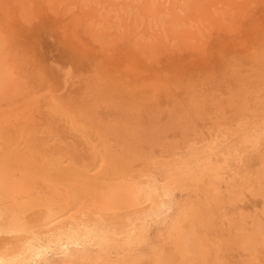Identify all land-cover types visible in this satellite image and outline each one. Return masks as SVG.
<instances>
[{"label":"bare ground","instance_id":"6f19581e","mask_svg":"<svg viewBox=\"0 0 264 264\" xmlns=\"http://www.w3.org/2000/svg\"><path fill=\"white\" fill-rule=\"evenodd\" d=\"M3 1L5 6L7 5L6 10L11 12L10 0ZM16 1L18 7L25 5L27 8L31 5L29 2H32L37 5L35 8L38 11L43 10L44 2L47 3V0H30L27 1L30 5H27V3H23L26 0H15L13 4ZM21 1L22 4L19 6ZM133 1L138 2V0H125L124 3L127 6H132ZM141 1L139 6L135 5L134 7L138 6L141 13L148 19L151 18L154 22L159 21V15H161V11L158 9L159 5H152L154 1L152 3L151 0ZM206 1L202 0V3L199 2L200 5L195 4L199 6L194 8L198 9V14L193 12L196 18L198 16L201 19L203 16L209 26L217 28L218 32L227 28V23H224L226 17H222L224 14L220 16L218 9H215L214 12L210 9L212 3L217 0ZM243 1L248 2V0ZM103 2L110 5L107 8L119 3L116 0H103ZM228 2L232 8L235 7L232 4H235L237 0H228ZM76 3L77 0L73 2L75 6ZM192 3L186 4L191 5ZM47 4L51 7L49 2ZM97 4L82 5L80 12L83 16L91 14L93 19L95 17L98 20ZM121 4L125 5L122 2ZM209 4H211L210 7ZM195 5L193 6L195 7ZM248 5H244L245 8H241V12L238 14L237 11V14L243 15L247 11ZM172 6L170 5L171 8ZM187 7L189 8V6ZM206 7L207 9H205ZM173 8L171 12L169 11L173 16L170 19L171 21L173 19L172 26H169V30L166 29L169 33L171 32L172 39L177 40L175 47L171 46L173 47L172 53H168L169 43L164 42L162 37H157V28H155V32L153 31L154 39L143 41L142 37H138L140 32L135 31L137 25L133 23L135 21L124 17L122 13L126 10L124 8L120 14L121 25L125 26L124 28H131L132 31L127 37L125 35L122 38L121 33V36L117 38L118 33L115 36H110L109 32L111 31L106 32L104 29V31L98 32L93 25L92 27L85 25L81 28V24L78 22L81 19H75V16H81V13L71 14V17L70 15L68 17L66 12H54L58 13V17L64 16L63 19H58L59 23L62 20H67V24L63 22L65 24L63 28L65 27L66 30L65 38L68 37L66 46L72 50L71 52H80L91 57L98 54V62L90 67H93L102 79L117 80L116 82L122 83L123 88L128 90L129 95L133 93L136 95L138 99L135 98V101L146 96V99H150L146 103L150 104L159 97L167 96L166 99L171 97L178 86L180 88V85H186L187 79L196 75L197 71L195 70L199 67L207 66L208 69L213 67L212 65L216 64L217 66L215 58L209 56L208 59H205V50L210 41L202 42L203 36L195 33L193 28L191 30L184 27V24L181 25L182 21L180 22V20L184 16L182 17V12L179 15V10L176 12V8ZM24 9V7L20 9L19 16L22 18L23 15L24 21H27L28 18H25L27 12ZM120 9L118 8L117 12ZM29 10H32L31 13L34 14L32 8ZM187 11L189 12L190 9ZM29 13L27 14L29 15ZM13 15L11 18L15 22L16 17ZM34 15L32 16L35 17ZM195 15L193 16L195 17ZM228 15L229 13L225 16L228 17ZM32 16H29L31 21H33ZM35 18L39 19L37 16ZM108 20L111 21V19ZM161 22L160 28L162 27ZM231 22L233 21L231 20ZM121 25L118 26L121 27ZM61 26L59 24L58 28ZM80 28L82 32H79ZM148 28L145 25L142 30L149 33ZM60 30L62 29L60 28ZM106 30L108 31L107 28ZM211 31L206 36L203 34L206 39L214 36ZM263 31L262 28L261 36L260 33L258 35L263 41L260 40L258 44L254 45L252 42L254 36H251V38H247V48L242 50L245 58L251 61L249 74L247 73L248 76L240 75V79L237 81L239 89L229 92L230 100L229 98L227 100L234 105V115L228 121L225 130L217 129V132L207 140L189 139L181 140L180 143L169 141L158 153L146 152L140 141L132 135L131 130L138 125L137 117L134 114L131 115L134 112H130L131 110L127 108L129 103L125 107V103L115 101L114 98L112 100L109 95L108 97L104 96L99 91H83L82 95L78 94L79 97H76V93L73 92L75 96L73 97V94L60 93V90L53 86V88L51 86L49 88V85L39 82L33 85L31 82L27 85L26 82H23L25 80L20 81L16 78L19 74L14 71L12 66L15 64V57H11L7 49L0 43V46L5 49L3 51L0 47L2 50L0 51V177L5 175L8 177V183L18 197L16 201H9L4 205L6 215L21 217L19 224L5 225V231L13 227L23 230L35 224L38 226L45 244L49 239L54 243L62 232H67L69 228H79L80 224L50 214L47 208L49 201L53 196L65 200L69 197L79 196L81 202L90 207L102 205L99 215L85 216L84 213L74 209L77 219L95 230L93 237L95 246L88 248L85 258L105 260L107 264H156L157 261H162L163 264H264V190L261 189L258 179V174L261 169H264V154L261 153L258 142L255 147H248L247 154L243 156V173L254 177L248 183L221 181L206 172H202L199 178L191 176V167L203 169L209 163L212 168L219 170L221 176L226 174L229 179L233 174L232 170L241 168V161L236 158V152L239 150L244 154V146L249 145L251 138L255 136L256 133L252 125L261 111L260 92L264 88ZM227 32L229 33L228 30ZM148 35L151 36V34ZM222 38L224 41V37ZM243 43L246 44V41L244 40ZM21 48L23 47L21 46ZM186 49L188 52L185 51ZM100 56H104V58ZM185 71L189 76L186 74L185 77H187L183 78L182 73L184 74ZM38 72L40 71L38 70ZM66 78L65 83H68ZM96 85L99 86V84ZM57 86L59 87V85ZM238 87L236 86L234 89ZM228 91H225L227 97L229 96ZM41 92H48L49 95L44 96L38 105L35 97ZM207 95H203L205 96L202 97L204 100H200L202 98L199 97V99L197 96L185 98L186 101L183 99L184 96L175 100L179 103L184 100L185 102L181 103L185 106L193 101L200 103V100L206 106L202 109L211 111L220 102V98L216 99L220 94H216L217 97H211V99L206 98L210 96ZM143 101L145 102V100ZM183 104L180 105L183 106ZM101 106L108 107V111L104 112ZM101 108L103 112L100 111ZM182 108L177 113L175 110L178 108H172L175 112L170 114L173 115L171 121L180 119L185 109ZM113 110L115 111L112 112ZM65 112L67 119L63 116ZM82 112L87 113L89 119H81ZM159 112L157 113L162 114ZM142 114L144 116V113ZM169 116L167 115V117ZM164 118L168 120L170 117ZM162 121L165 122L164 119ZM153 123L156 122L152 121L149 124ZM49 127L61 130L63 135L59 138L50 137L45 131ZM93 129L106 130L114 138L124 141V150L129 155L127 165L118 170H113L111 164L103 170L99 165L95 168L92 167L95 161L92 145L96 143L93 138ZM44 144L51 146L47 153L49 158L57 162L62 160V164L58 163L56 167H52L43 158L37 156V151ZM222 196L226 197L224 206H220ZM13 239L15 238L0 235V247ZM30 239H32L31 236H23L25 246ZM72 248L75 250L74 245ZM23 250L25 249H18V251Z\"/></svg>","mask_w":264,"mask_h":264},{"label":"rangeland","instance_id":"374dc122","mask_svg":"<svg viewBox=\"0 0 264 264\" xmlns=\"http://www.w3.org/2000/svg\"><path fill=\"white\" fill-rule=\"evenodd\" d=\"M27 1L29 2L30 0H26V2H23V3L25 4V3H27ZM74 1L73 0H62V1L61 0H49L48 1L47 0L46 2L47 3L49 2V4H50L51 7H49V5L44 2L45 7L43 8V10L41 9L39 11L37 10V8H35L37 5H34V3L29 2L33 6H31L29 3H27V5L28 4L30 5V7L29 6L28 7L30 9L32 8L34 10L33 13L35 15L32 14L31 13L32 10H29V8L25 7V5L22 6L21 5L22 4V1H21V3H19V6L21 5L22 8L24 7L25 8L24 9L25 12H27V13L30 12L29 15L27 13L25 14V12H24V14L26 15V16L24 15L25 18H28V19H26L27 21H24L23 15H22V18H21V16H19L20 15V9H22V8H20L21 6L20 7L17 6L18 5L17 4L18 3L17 1H16L15 4H13V2H15V0H10V2H11L10 4L12 6L11 12H10V10H8V9L6 10V6L7 5L5 6V2L3 0H0V43H1V45L5 49H7V51L9 52L8 54H10L11 57L12 56H13V58L15 57L14 58V60H16L15 61V64H17V65L12 64V66L14 68V71L15 72H18V74H19L18 77H16V78L19 79L20 81L25 80L23 82L24 83L26 82L27 85H29L31 82H32L31 85L39 82V83H42L44 85H49V88H51L53 86L55 89L60 90V93L63 92V93H66V94H73L72 95L73 97H75V96L76 97H79L78 94L80 93L82 95L83 91H92V92L93 91H95V92L96 91H99V93L100 94H103L104 96L107 95V97H108V95H109V97H111L112 100L114 98L115 101H120V103H122V104L125 103L124 104L125 107H127L128 103H129V105H128L127 108H128V110H131L130 112H134L132 110H137V108H138V110H141L144 107L142 109V113H144V116L142 114V118L145 121V123L147 121H150V122L155 121L156 123L157 122L158 123H164V121H162L163 119L165 120V122L166 121H171L173 115H170V114H174L175 111H176L175 113H177L179 110H181V108L185 106L181 102H183L185 100V98L187 99L190 96H195V97L197 96L198 98L199 97L202 98V97H205L203 95H207L208 94L207 96H209V95L210 96L209 97H206V98H210L211 99V97L216 98L217 97L216 94H220L221 97L224 96L225 98H229L230 97V94H229L230 91L233 92V91H236V90L239 89V87H238L239 83H237V81H239L240 75H243V76L246 75V76H248V74H249V65L251 64V61H249L248 59H246L245 56H244V52H242V50L244 51L247 48V46H248L247 38H249V37L251 38V36H254L252 42H254V45H256V44H258L260 42V40H262V39H260V36H261V33H262V28L264 30V18H263V15H264V0H248V2L247 1L245 2L243 0H237V2H235V4H232V6L235 5V7L233 6L232 8H231V6H229L228 0H217V2L212 3V5L209 4V7L211 5V8L210 9L213 12L215 11V9H218V12H219L220 16H222L224 14V16H222V17H226V21H225V18H224V23H227V28H224V30H221L220 32H218L219 30H217V28L212 27V26H209L208 21L203 16L201 17L202 20L199 19L200 17H198V16H197L198 19L196 18V15L195 14H198V12H197L198 9H194V8H198L199 6H197V5H200L199 2L202 3V0H200L199 2H198V0L197 1H194V0H191V1H189V0H183V1L182 0H180V1L179 0H165V2H164V0H162V1L161 0H151L152 3L154 1V3L152 5H154V6L159 5L158 6V9L161 11V13L160 12L159 13L161 15L164 14V15H162L163 18L161 17V15H159V17H160L159 18V21L158 20H157L158 22L155 21L156 23L151 18L148 19L146 16H144L141 13V11L138 9V6L141 4L140 2H142L141 0H138L139 4H138V2L136 3L135 1H133V3H132L133 5L132 6L129 5L130 8H129V6H127L124 3L125 0H122V1L121 0H116L117 2L120 3V5H119V3H117L116 5H114V6L111 5L112 7H108V8H107V6H110V5H107V3L103 2V0H80V2H79V0H77L76 6H75V4H73ZM185 1H186V3H189V4H190V2L191 3L193 2V3L191 5H188V4L185 3ZM205 1L206 0H203V2H205ZM121 2L123 4H125V5H122ZM81 3H83V4H81ZM196 3H197V5H195ZM208 3H210V2L208 1ZM244 3H246V4H244ZM85 4H88V5L89 4L90 5L97 4L98 5V7H97L98 8L97 16H98V18L100 20L99 19L96 20L95 17L93 19V17H92L91 14H89V16L88 15H84L83 16V14L80 12L81 11L80 8L82 7V5H85ZM240 4H242V5H240ZM135 5H138V6L134 7ZM170 5L171 6L173 5L172 8L170 7ZM193 5H195V7ZM236 5H238V6H236ZM244 5L245 6L248 5L247 11L244 14L242 13L243 15H238L239 12H241V8H245ZM179 6L180 7L182 6L181 7L182 10H181V8ZM187 6H189V8ZM228 6H229V8H228ZM173 7L176 8L175 9L176 12H178L177 10H179V13H178L179 15L182 14V17L184 16L183 17L184 19L180 16L182 18V19L180 18L181 19L180 22L181 21L183 22L185 20V22H183V23L181 22V25L184 24V27L189 28L191 30L194 29V32L195 33H197L199 36L201 35V37L203 36L202 37V42H204V41L206 42L207 40H209L210 43L213 46L214 51H216L218 53L223 52V53H226V54L223 55V57L221 55H217L215 57L217 66H216V64L215 65H212L213 67L208 68V70L205 71L202 74H200L198 71L195 72L196 75H194L191 78L189 77L190 79H187L188 82L186 83V85H184V86L180 85V88L178 86L177 87V88H179L178 90L176 88V90H175L176 92L173 93L174 95L173 94L171 95L172 98L169 97V96H168L169 98H167V99H166L167 96H164V98L163 97H161V98L159 97L155 101L154 100L153 101L151 100L152 103L154 102V104H152V103L147 104L148 103L147 100H150V99H146L145 98L146 96L143 97V98L140 97L139 99L141 101L138 100L139 102L138 101H135L136 99H138L136 97V95H133L134 93L132 95L131 94L129 95L128 94V90L126 88H123V86H122L123 84L122 83H118V82H116L117 80L112 79V78H109V77H108L109 80L106 79V78H103L104 79L103 80L102 77H101V75L96 70H94L93 67H90V71L88 73H84V72L79 71V70H74L73 67H72V65L70 63H67L61 72L55 74L54 79H51L50 80L46 76H42L41 75L42 69H41V66L39 65V63L37 62V57L38 56L48 57L49 58V60L47 61L48 63H51L52 62L50 58L53 57V56L56 58V60H65V61H67L68 57L65 55V53H70L72 51V50H70V48L68 46H66V42H68L67 41L68 40V37L65 38V36H64L65 35L64 33H65L66 30L64 29L65 27L63 28V25L67 24L66 23L67 20L66 21L62 20V22L59 23L58 19H61V18L63 19L64 16L62 15V16H59L58 17V13L57 12H54V11H63V13L66 12L68 17H69V15L71 17V14H78V13L80 14L81 13L80 14L81 16H79V15L75 16L76 17L75 18L76 20L77 19L78 20L81 19V21H78L81 24V26H80L81 28H83V26H85V25H87L86 27H92V25H93L98 32L99 31L100 32L101 31H104V29H105L106 32L111 31V32H109L110 36L111 35L112 36H115L118 33L117 34L118 37L116 36L117 38H119V36H121V35H122L121 38L122 37H125V35L127 37L129 35V32L132 31L131 28H129V27L124 28L125 26H122L121 25L122 23L120 22V19H121L120 18V16H121L120 14L123 13L124 14V17H127L128 20L135 21L133 23H135V25H137L136 27L138 28V30H136L137 29L136 28L135 31L140 32L138 37H140V38L142 37V40L144 39L143 41H148L150 38L151 39L152 38L154 39L155 38V36L153 35L154 32H155L154 30H155V28H157L156 29L157 30L156 31L157 37H162L161 39H163V41L165 40L164 42H166V43L168 42L169 43V46H170L169 47V50L170 51L168 50V53H170V52L172 53L173 47H171V46H174L175 47V45L177 44V40L176 39H172L173 37L170 34L171 32L169 33V31H168L169 30L168 29L169 26L170 27L172 26L171 23H172L173 19H172V21L170 19L173 18V16H172V14L170 12L172 11V9H174ZM118 8L119 9L121 8L118 11L120 13L117 12V9ZM123 8L126 9L127 11L124 10V12L121 13V11H123ZM135 8H137V9H135ZM230 8L233 9V10L231 11ZM189 9H190V11L188 12L187 10H189ZM191 9H193L192 10V13H191ZM205 9H207V7ZM225 9L226 10L230 9V10L226 11ZM35 10L38 11V13H35L36 12ZM185 10L188 13V15L185 12ZM237 11H238V14H237ZM165 12H167V13H165ZM193 12L195 14H193ZM227 12L229 13L228 17H230L229 18L230 20L228 19L227 16H225L226 14H228ZM192 14L195 15V17ZM12 15L16 17V19H15L16 21L15 22L11 18ZM32 15H34L35 17L37 16V18H39V19H36ZM230 15H233L232 16L233 19H231L232 17ZM29 16H32L33 17L32 20L34 22L31 21V20H29ZM114 16H117V17H115L116 19L114 18ZM188 16L189 17L191 16V17L189 18ZM235 17L236 18L238 17L237 20H236ZM194 18H196V19H194ZM30 19H31V17H30ZM108 19H111V21L108 20ZM164 19H165V21H167L166 23H164L165 22ZM192 19H194V20H192ZM161 20H162V22H161ZM231 20L233 22H231ZM99 21H101V22H99ZM191 21H193V22H191ZM49 22H50V24H49ZM63 22L65 24H63ZM160 22H161V26L163 28L162 27L160 28V26H159L160 25ZM30 23H32V24H30ZM118 23L121 25V27L118 26L119 25ZM19 24H20V26H19ZM43 24H47L48 27H47L46 30L45 29H42L41 25H43ZM59 24H61L62 26L58 28V25ZM166 24H167V26H166ZM204 24H206V25H204ZM108 25H109V27H108ZM145 25H147L149 27L148 28L150 30L149 33H146L145 31L142 30ZM163 25H165V26H163ZM110 26H111V28H110ZM232 27H234V28H232ZM60 28L62 30H60ZM81 28L79 29V32H82L81 31ZM106 28L108 29V31L106 30ZM228 28H230L231 30H229ZM140 29H141V31H140ZM166 29H168V30H166ZM123 30H126V31H123ZM210 30L213 31V33H212V31H211V33L214 36H211L210 39H206L205 36H206V34L210 33ZM227 30L229 31V33L227 32ZM126 32H127V34H126ZM120 33H121V35H120ZM259 33H260V36H258ZM130 34H131V32H130ZM148 34H151V36L153 35V37H151ZM203 34H205V36ZM236 34H237V36H236ZM216 36H217V38H216ZM222 37H224V41L226 43L223 41V38ZM227 37H228V39H227ZM263 39H264V37H263ZM64 40H66V41H64ZM217 40L218 41L220 40V41L218 42ZM238 40H240V41H238ZM244 40L246 41V44L243 43ZM239 43H241V44H239ZM244 45H245V47H244ZM2 46H0V47L4 51L5 49L2 48ZM21 46L23 48H21ZM219 48H221V49L219 50ZM2 50H0V51H2ZM185 51L188 52L187 49ZM242 53H243V55H242ZM3 54L4 53H2V55ZM101 55H103V54H101ZM4 56H5V54H4ZM100 57L101 58H104V56H100ZM218 57H220V58H218ZM92 58L94 60V63L91 64L90 66L95 65L96 62H98L99 55L98 54L97 55H94ZM217 59L223 61L222 62L223 64L221 63V61H218ZM22 60H24V61H22ZM246 61H248V62H246ZM245 63H246V65H245ZM243 65H245V66H243ZM38 70L40 72H38ZM243 70L246 71V72H244ZM186 74L189 76L188 72H186V71H185L184 74L182 73L183 78H186L187 77V76L185 77ZM195 77L196 78L198 77L199 80H198V78L196 79ZM65 78L68 80V83H65ZM30 79H31V81H30ZM14 80L16 81V79H14ZM234 80H235V82H233ZM52 83H54V84H52ZM96 84H99V86H101V87H99ZM57 85H59V87ZM236 86L238 88L234 89ZM117 88H118V90H117ZM230 88L231 89L233 88L234 90L233 89L231 90ZM226 90L227 91L229 90L228 91V94H229L228 97L226 96V93H227V92H225ZM73 92H75L77 95L75 94V96H74V93ZM214 95H216V96H214ZM131 96H132V99H131ZM220 96L218 95V97L216 99H218V98L221 99ZM128 97H130V98H128ZM180 97H183L184 100L181 99L183 101H180V103L179 102H176V100L180 99ZM133 98H134V100H133ZM173 98H174V100H172ZM126 99H128L129 102L126 101ZM121 100H122V102H121ZM143 100H145V102ZM200 100H204V99L202 98ZM200 100H199L200 103L196 102V104H198V106L201 107V108L202 107H206L203 104L204 102L203 101H200ZM229 100H230V98H229ZM130 101H133V102H130ZM151 101H149V102H151ZM142 103L144 104L143 106L141 105ZM131 104H132V106H131ZM180 104H183V106H181ZM152 105H153V107H152ZM140 106H142L141 109H140ZM101 107L103 108V111L104 112H107L108 111V107L107 108L104 107V106H101ZM151 107L154 108V109H152ZM157 107H158V110H157ZM102 108L100 109V111H102ZM147 108H151V109H147ZM172 108H174V109H177L178 108V109L174 111ZM184 108H182V109H184ZM114 111L115 110H113L112 112H114ZM145 111H146V113H148V112L149 113L146 114ZM152 111H153V113H151ZM154 111H156V112L154 113ZM157 112H159V113L162 112V114H158ZM155 114H157V115L155 116ZM131 115H133V113ZM167 115L168 116L170 115L169 116L170 118L167 117ZM158 116H159L160 119L158 118ZM161 117H163V118L161 119ZM164 117L169 118V119L167 120ZM152 119H154V120H152ZM150 122H147V124H149Z\"/></svg>","mask_w":264,"mask_h":264},{"label":"snow or ice","instance_id":"6c2138e0","mask_svg":"<svg viewBox=\"0 0 264 264\" xmlns=\"http://www.w3.org/2000/svg\"><path fill=\"white\" fill-rule=\"evenodd\" d=\"M41 27L46 30L48 26L47 24H43ZM212 49L213 46L210 43L205 50V59H208L209 56L214 59L217 55L223 56L226 54L223 52L217 53ZM65 55L68 57L67 61L56 60L53 56L50 58L51 63L47 62L49 60L48 57L38 56L37 62L42 69L41 75L46 76L50 80L54 79L55 74L61 72L67 63H70L74 70L88 73L90 65L94 63L90 55L81 54L80 52H70L65 53ZM207 70V66H201L195 71L202 74ZM46 95H49V93L41 92L37 95L35 97L36 103L39 105L41 99ZM260 97L261 111L259 117L255 119L252 125L256 134L251 138L249 145L244 146V154L239 150L236 152V158L241 161V168L232 170L233 174L229 179L226 174L221 176L219 170L212 168L209 163L203 169L191 167V176L193 178H199L202 172H206L221 181L228 180L229 183L246 184L254 179V177L243 173V156L247 154V148L255 147L257 142L261 153L264 154V88L261 89ZM58 114L60 113L58 112ZM133 114L137 117L138 126L131 130L132 135L140 141L146 152L158 153L169 141L180 143L181 140L189 139H196L198 141L207 140L208 137L217 132V129L224 131L228 121L234 115V105L227 98L222 97L213 110L207 111L198 107L195 101H193L185 106L179 120L153 123L152 125L144 122L142 110H134ZM63 116L65 119L68 118L66 112L63 113ZM80 118L87 120L89 116L87 113L82 112ZM249 119H252V117H249ZM45 131L50 137L59 138L63 135V132L55 127H49ZM92 131L94 133L93 138L96 141L92 145L95 152L93 168L99 165L100 169L103 170L111 164L113 170H118L128 164L129 155L124 150V141L114 138L108 131L103 129H93ZM50 147V145L44 144L36 154L52 167H56L58 163L62 164L63 161L57 162L49 158L47 153ZM258 179L261 189L264 190V169H261ZM17 198L13 188L8 183V177L6 175L0 177V235L15 238L0 247V264H107L105 260L85 258L88 248L95 246L93 239L95 230L93 227L79 221L74 211V209H77L84 213L85 216L91 214L99 215L102 205L90 207L82 203L79 196L69 197L66 200L53 196L47 205L49 213L53 216H60L79 223L80 227L69 228L67 232H62L54 243L49 239L48 243L45 244L44 238L35 224L23 230H17L13 227L5 231V225L9 223L15 225L21 221V217L18 215L9 217L4 210V205L7 202L16 201ZM225 204L226 197L222 196L220 206H224ZM24 235L32 237V239L28 240L26 246L23 240ZM48 235L50 236V234ZM72 245L75 246V250H73ZM21 248L25 250L18 251ZM156 264H163V262L157 261Z\"/></svg>","mask_w":264,"mask_h":264}]
</instances>
